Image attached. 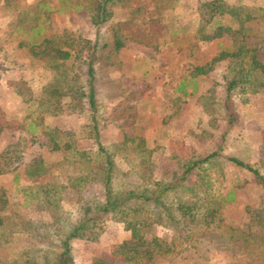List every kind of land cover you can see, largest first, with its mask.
Listing matches in <instances>:
<instances>
[{"label": "rangeland", "instance_id": "1", "mask_svg": "<svg viewBox=\"0 0 264 264\" xmlns=\"http://www.w3.org/2000/svg\"><path fill=\"white\" fill-rule=\"evenodd\" d=\"M46 1L53 8L43 25L46 35L68 33L98 40L100 46L108 45L99 52L101 62L97 65L95 80L96 115L100 117L103 144H118L125 136L144 138L147 147L156 150L152 157L156 158L158 169L166 168L174 147L180 151L185 147L202 155L215 150L221 153V159L204 166L201 172L204 183L199 186L198 197L189 194L184 197L186 202L196 203L193 227L202 244L197 249L184 246L181 253L157 258L155 264H264V228L257 223L259 219L255 215L264 210V188L253 172L228 160L236 158L264 178V92L252 94L245 85L236 87L231 93L235 123L228 128L216 108L219 94L234 77L233 60L222 61L211 74L187 83L185 91L195 90L192 95L177 90L192 67L204 65L223 50L237 49V39L232 40L229 35L210 42L200 40L204 34L212 35L216 24H229V20L220 18L213 26L202 28L199 7L205 0H128L116 3L111 8L110 20L96 26L88 9L92 0ZM225 1L229 5L253 8L264 15V0ZM37 2L0 0V124H9L12 128L0 133V155L14 145L20 152L18 156L23 158L17 170L0 175V193L6 192L5 215L12 216V211H17L51 223V213L56 210L52 208L50 213L43 210L46 200L35 189L26 195L24 188L48 181L59 191L58 186L66 183L65 177L75 175L78 170L61 168L64 153L47 146L49 134L56 142H71L80 150L97 146L90 138L92 113L83 102L73 99L66 87L60 89L65 94L61 99L50 96V90L58 85V71L52 67L55 62L33 58L27 49L19 48L20 42L32 38L19 30L28 28L32 16L36 15L31 13L27 19L21 14L28 8L34 9ZM77 4L81 9H76ZM247 26L246 41L261 44L258 58L263 60L264 19ZM175 31L178 33L175 41L181 43V51L159 50V40L167 42V47L172 39L168 34ZM116 35L124 48L111 54ZM64 49L67 50L65 46ZM159 57L171 63V68L159 67ZM64 64L60 70L76 75L78 60L71 59ZM161 70L163 74L158 72ZM212 97L214 102L210 100ZM208 113L213 115L210 117ZM170 142L175 143L174 147ZM137 159L138 156L136 162ZM38 160L44 161L43 166L53 167L50 178H30L26 174ZM105 192L98 181L80 193L71 189L60 191L54 196L61 199L58 213L67 212L74 221L82 200L102 199ZM1 204L0 201V207ZM99 227L101 234L97 241L74 242L75 264H93L97 258L108 260L113 247L131 237L125 225L112 215L102 219ZM154 236L170 242L174 233L155 225L147 238ZM35 247L26 236L15 235L10 243L0 246V257L13 258Z\"/></svg>", "mask_w": 264, "mask_h": 264}, {"label": "trees", "instance_id": "2", "mask_svg": "<svg viewBox=\"0 0 264 264\" xmlns=\"http://www.w3.org/2000/svg\"><path fill=\"white\" fill-rule=\"evenodd\" d=\"M126 1L128 0H92L88 9L93 15V23L96 26L103 25L113 16L111 8L116 3L123 4ZM75 7L77 10L81 9L79 4ZM52 10L48 1L38 0L34 9L28 8L21 14L24 18L31 13L36 15L32 16V23L28 28L19 30L32 37L28 42H20L19 48L27 49L33 58L49 59L55 62L52 67L53 70L58 71L56 79L58 85L50 90V96L61 99L65 94L60 89L66 87L73 99L83 102L86 109L92 113L89 124L90 138L95 141L97 148L80 150L74 143L56 142L52 134H49L47 146L53 151L64 153L63 161L60 162L61 168L69 167L78 172L73 176H66V183L58 186L59 191L48 181L36 182L24 188L26 195L35 189L36 193L38 192L46 200L47 205L43 206V210L48 213L52 208L56 210L54 214L51 213V223L27 217L17 211H12V216L5 215L6 192L0 193L2 203L0 246L10 243L15 235H24L37 246L23 250L13 258L0 257V264H75L72 252L74 242L76 240L97 241L101 234L99 222L108 215L119 219L125 225V229L130 232L131 237L113 247L110 259L97 258L93 264L119 262L155 264L157 258H167L181 253L184 246L197 249L202 244L193 227L197 207L196 203L186 202L184 197L188 194L193 198L198 197L199 186L204 183L201 172L205 170V165L221 159L220 151L215 150L202 155L191 152L185 147L180 151L174 147V142H170L174 147L173 154L168 158L169 163L166 168L158 169L155 167V157H152L153 154L156 155V150L148 148L144 138L125 136L118 144L112 146L103 144L100 141V117L96 115L98 108L95 80L97 65L101 62L99 52L108 45L104 43L100 46L98 40L93 41L68 33L64 36L46 35L43 25ZM257 11L245 6L229 5L225 0H205L199 7L201 27L213 26L220 18L228 19L229 24H216L214 33L204 34L200 40L210 42L229 35L232 40L237 39L235 41L239 43V46L234 51H221L204 65L192 67L186 79L177 87L180 93L192 95L195 90L191 93L185 91L187 83L211 74L218 63L233 60L234 77L227 81L224 92L219 94L216 108L221 115V120L226 121L228 128L235 123L236 117L231 111L232 91L240 85H245L252 94L264 92V59L258 58V48L261 44L248 43L245 34L249 31L247 24L264 19V15H259ZM238 37L242 38L238 39ZM123 48L124 43L116 35L113 47H110V53L116 54ZM71 59L79 61L78 71L73 76L60 70L65 66L64 62ZM47 63L50 64L48 61ZM210 100L215 101L214 97ZM56 105L58 107V101ZM208 114L210 117L213 115V113ZM217 119L218 117L214 118L215 121ZM11 129L9 124H0V133ZM13 146H9L0 155V175L14 172L18 164L22 162V156H18L20 152ZM137 156L138 162H136ZM228 160L253 172L257 182L264 188V178L257 171L236 158ZM43 165V160L34 162L26 174L30 178L42 176L50 178L53 167ZM96 181L105 188L104 198L82 200V204L76 210L77 219L74 221L67 212L58 213V203L61 199L54 196H58L60 191L67 189L80 193L90 183ZM213 213V211L210 212L211 216ZM255 215L259 219L257 223L264 228V210L256 212ZM10 220L13 222L10 223ZM155 225H161L173 231V239L168 242L156 236L147 238Z\"/></svg>", "mask_w": 264, "mask_h": 264}, {"label": "crops", "instance_id": "3", "mask_svg": "<svg viewBox=\"0 0 264 264\" xmlns=\"http://www.w3.org/2000/svg\"><path fill=\"white\" fill-rule=\"evenodd\" d=\"M176 32V33H175ZM175 32H171L170 34H168V36H171L170 38H172L171 39V41H170V43L171 44H168V46L167 47H165V44L167 43V42H165V41H162L161 39L159 40V50H161V51H169V50H171V48L174 50V51H181V47L182 46H180L181 45V43H179L178 41H175L177 38H178V33H177V31H175ZM169 43V42H168ZM150 45H152V44H149V46ZM177 52H175V53H177ZM214 58V57H213ZM212 58V59H213ZM211 59V60H212ZM210 60V61H211ZM158 61H159V63H158V65H159V67L161 66L162 68H171V63H167L166 61L164 62L163 60H162V58L161 57H159L158 58ZM209 62V61H208ZM207 63V62H206ZM219 64V63H218ZM155 72H156V70L155 71H153V75L155 74ZM159 73H161V74H163L164 73V71L163 70H161V71H158ZM189 74V73H188ZM186 77H187V75L180 81V82H182V81H184L185 79H186ZM204 77H206V76H204ZM154 79V78H153ZM168 81H174V79H169Z\"/></svg>", "mask_w": 264, "mask_h": 264}]
</instances>
